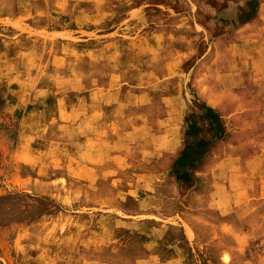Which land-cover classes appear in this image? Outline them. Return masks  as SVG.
Wrapping results in <instances>:
<instances>
[{
    "label": "rangeland",
    "instance_id": "1",
    "mask_svg": "<svg viewBox=\"0 0 264 264\" xmlns=\"http://www.w3.org/2000/svg\"><path fill=\"white\" fill-rule=\"evenodd\" d=\"M0 264H264V0H0Z\"/></svg>",
    "mask_w": 264,
    "mask_h": 264
}]
</instances>
